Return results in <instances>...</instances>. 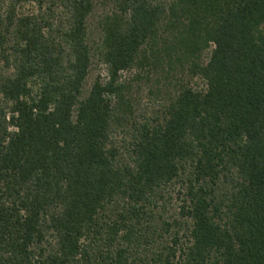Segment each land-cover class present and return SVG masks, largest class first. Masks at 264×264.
Masks as SVG:
<instances>
[{
  "label": "trees",
  "instance_id": "trees-1",
  "mask_svg": "<svg viewBox=\"0 0 264 264\" xmlns=\"http://www.w3.org/2000/svg\"><path fill=\"white\" fill-rule=\"evenodd\" d=\"M112 1L0 0V264H264V0Z\"/></svg>",
  "mask_w": 264,
  "mask_h": 264
},
{
  "label": "rangeland",
  "instance_id": "rangeland-1",
  "mask_svg": "<svg viewBox=\"0 0 264 264\" xmlns=\"http://www.w3.org/2000/svg\"><path fill=\"white\" fill-rule=\"evenodd\" d=\"M114 8L115 6L112 0H96L95 10L89 20V34L92 44L100 42L102 37L100 23L106 15L112 13ZM160 74V72L150 71L148 69L146 71L136 69L124 75L133 85V98L138 108L145 107L149 112L158 109V105L167 98L168 92L166 93V91H174L175 86L179 82H186L189 79L187 74L181 75L178 76V79L172 80L170 83L163 82V85L160 86L158 85L161 79ZM98 78H101L103 81L106 80L107 71L105 66L96 58L90 71L87 89H89ZM158 91H160L159 95ZM152 93H157V95Z\"/></svg>",
  "mask_w": 264,
  "mask_h": 264
}]
</instances>
